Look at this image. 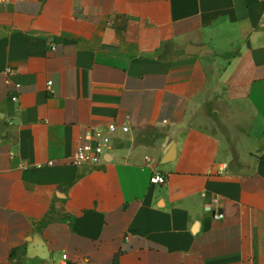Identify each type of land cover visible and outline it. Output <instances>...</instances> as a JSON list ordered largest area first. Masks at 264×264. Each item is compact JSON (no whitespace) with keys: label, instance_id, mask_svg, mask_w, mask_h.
<instances>
[{"label":"crops","instance_id":"0c3cea01","mask_svg":"<svg viewBox=\"0 0 264 264\" xmlns=\"http://www.w3.org/2000/svg\"><path fill=\"white\" fill-rule=\"evenodd\" d=\"M65 253L264 264V0L0 4V264Z\"/></svg>","mask_w":264,"mask_h":264},{"label":"built area","instance_id":"2783aa9c","mask_svg":"<svg viewBox=\"0 0 264 264\" xmlns=\"http://www.w3.org/2000/svg\"><path fill=\"white\" fill-rule=\"evenodd\" d=\"M4 1L5 0H0V4H2ZM52 85V82L48 83L49 88H51ZM14 101H17V99L14 98ZM122 130L124 132L129 131L127 127H124ZM118 131L119 127L115 124H112L107 127V129L105 130V134L102 135L96 143H85L80 145L74 154V165H97L101 163L104 156L111 149L113 135H115ZM147 159L149 160L148 157ZM152 182L153 184L165 185L167 183V177L155 171ZM60 264H69V256L66 253L62 255V260Z\"/></svg>","mask_w":264,"mask_h":264},{"label":"water","instance_id":"95a60500","mask_svg":"<svg viewBox=\"0 0 264 264\" xmlns=\"http://www.w3.org/2000/svg\"><path fill=\"white\" fill-rule=\"evenodd\" d=\"M175 159H176V147L174 144H169L166 147L165 158H164L163 163L165 164L171 163L175 161Z\"/></svg>","mask_w":264,"mask_h":264}]
</instances>
